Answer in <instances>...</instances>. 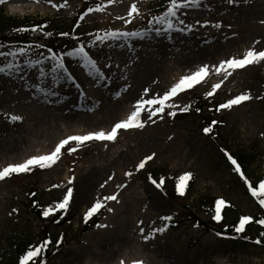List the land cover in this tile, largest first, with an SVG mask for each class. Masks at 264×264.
<instances>
[{"label":"rangeland","instance_id":"374dc122","mask_svg":"<svg viewBox=\"0 0 264 264\" xmlns=\"http://www.w3.org/2000/svg\"><path fill=\"white\" fill-rule=\"evenodd\" d=\"M82 1L68 0V6L59 12L44 0H6L0 8L10 17L58 18L59 23L69 24ZM132 3L137 4L142 17L125 27L116 17L126 16ZM164 3L165 0H118L102 13L89 14L82 27L93 34L114 29L140 30L155 15L153 11L159 14L163 10ZM196 20H207L209 24L204 28L197 25L188 34L150 33L142 40L108 42L92 49L99 53L101 64L111 57V71L107 73L110 79L100 84L92 83L93 78L77 66L75 59L68 58L70 70L86 93L84 100L69 82L61 81L55 86V97H45L33 94L32 88H21L22 81L0 74V168L38 155L30 153L42 148H47L46 152L39 155L46 154L68 135L109 130L115 122L127 118L145 88L150 90V96L162 95L182 75L202 64L238 58L249 47L264 48V0H237L233 5L226 0H203L201 7L187 10L186 23L194 24ZM215 23H220L221 28L211 26ZM221 78L210 75L206 82L174 100L191 107L194 99L205 98L204 93ZM243 92L253 99L220 111L223 122L216 141L209 140L192 119L178 118L181 113L177 112L175 117L154 118L156 122L146 123L143 129L120 130L113 142H87L71 155L64 150L51 168L0 182V264H10L15 258L10 239L16 232L33 237L45 225L50 227L52 241L61 235L64 241L61 253L50 264H121L124 259H133L131 264H264V247L241 241L223 242L207 229L194 227L193 217H189L194 213L202 223L207 222L211 218L208 210L214 209L218 198L228 202L222 210L227 221L257 215L256 204L246 186L237 182L238 175L227 167L221 149L253 159L246 171L253 185L264 179V62L236 70L214 97L223 103ZM12 114L22 116V121L9 123L7 117ZM152 154L154 158L135 171V165ZM128 171L133 173L131 177L124 176ZM185 172L193 174L189 181L193 185L191 197L170 201L169 194L176 193L177 178ZM69 176L74 177V194L81 182H90L81 200L72 201L68 213L57 216L58 223L52 221L53 217H43L46 222H40L29 212V204L25 206L28 191L37 192L42 211L62 198ZM109 176L113 179L101 188ZM153 180H163V184L157 188ZM53 184L62 187L52 188ZM118 184L125 187L118 188ZM113 193L119 194L120 203L107 202L88 222L98 218L107 227L81 235L86 208ZM107 207L114 211L108 212ZM13 208L17 211L13 212ZM169 215L173 217L170 223L160 219ZM165 223L169 227L164 233L155 234L147 242L143 240L139 228L148 233Z\"/></svg>","mask_w":264,"mask_h":264},{"label":"snow or ice","instance_id":"6c2138e0","mask_svg":"<svg viewBox=\"0 0 264 264\" xmlns=\"http://www.w3.org/2000/svg\"><path fill=\"white\" fill-rule=\"evenodd\" d=\"M6 0H0V4H4ZM35 3H39L40 0H33ZM53 10L59 12L68 6V0H63L62 3L54 2V0H44ZM118 0H102L101 3H97L94 7H88L81 12L78 19L75 21L74 28L71 32H60L61 37H69L76 41L70 50L55 52L51 47H47L42 43H28L24 45H8L7 47L0 44V74L9 80L22 81L21 88H32L34 93H41L45 97H55L57 95L56 85L61 81L69 82L77 89L78 96L81 100L86 99V93L83 91L80 83L77 82V78L70 70L69 64L71 61L68 58H74L78 67L88 76L93 78L92 83L100 84L110 79L107 75L111 71V64L109 60L111 57L105 59L104 63L99 62V53H94L92 49L101 45H106L108 42H119L136 39H144L150 33H154L156 36H160L165 33H180L188 34L192 33L195 27L198 25L200 28L208 26L209 21L205 20L201 22L196 20L194 24L186 23L187 10L197 9L201 7L203 0H165L163 10L159 14L151 15L146 21V25L140 30H105L103 34L100 31L89 33L90 39L87 42L80 41L79 37L73 33L80 27L82 21L91 13H102L108 6L117 3ZM237 0H226L228 5H233ZM247 2V0H245ZM137 17H142V14L137 7L136 3H132L128 8L125 15H118L117 20L122 21L126 27L132 24L133 20ZM264 24V20L261 21ZM212 27L221 28L220 23L211 25ZM46 25L41 24L32 28L20 27L14 29L16 33H28L37 32L46 29ZM46 36H51L52 33L45 31ZM259 43V42H257ZM42 49H45L41 51ZM264 62V48L257 49L255 47H249L242 56L231 57L219 61L218 64H202L196 70L191 71L188 74L182 75L177 82L172 84L170 88L163 92L162 95L150 96V90L145 88L144 95L138 98L135 104L132 106L133 110L127 116L126 119L115 122L110 130L91 131L85 135H68L63 139H60L55 144L54 149L50 152L42 155H33L25 159L20 163H9L7 166L0 168V182H4L7 179L12 178L14 175L29 173L34 169H48L57 163L61 159L64 150L69 155L78 152V150L87 142H113L117 139L120 130L128 131L133 129H143L146 123H155L154 118L163 119L164 116L175 117L177 112L187 113L190 110L189 104L180 105L174 100L179 94L184 93L187 90L193 89L194 86L199 85L201 82H206V77L215 74L218 77H222L217 83L211 85L209 91L204 93L205 99L213 97L221 85L236 71L244 69L247 66L260 64ZM34 79H33V75ZM32 80L31 83L29 81ZM106 86V85H105ZM253 97L248 92H243L232 98L227 99L225 102L216 106L215 111L231 110L234 106H239L243 102L252 100ZM260 99V97H256ZM91 110V109H89ZM199 111V109H196ZM23 117L20 115L12 114L7 117L9 123H16L22 121ZM212 125L221 123L219 121H212ZM204 134L212 132V126H207L202 129ZM224 152L225 157L231 165L232 171L238 175L239 179L246 186L247 194L258 205V207L264 210V179L258 181L256 185H253L246 175L243 173L241 166L238 164L227 151L221 149ZM155 154L145 156L135 165V171L139 172L143 169L148 161L154 158ZM133 173L131 171L125 172V177H131ZM193 178L191 172H185L177 178L176 193L179 196L185 195V190L189 185V181ZM113 177L109 176L108 179L101 184L103 188L108 181ZM74 177L69 176L66 185H64V191L62 192V198L47 207H44L41 211V215L44 218L63 216L70 210L71 203L74 196V188L72 187ZM157 188H160L163 184V180L159 183L152 181ZM62 187L59 184H53L52 188ZM118 188H124V184H118ZM35 196V193H32ZM118 193H113L104 196L102 199H96L83 213V222L87 224L94 216H96L101 209L106 207L107 202L120 203ZM228 206V202L223 198H218L214 202V215L212 220L219 222L222 220V210ZM108 212H113L112 207H107ZM13 212L17 209L13 208ZM162 221L171 222L172 216L160 217ZM59 222V221H55ZM142 223V222H140ZM169 223L163 224L161 227L151 229L150 232L145 233L144 228H139L140 234L144 241H149L154 238L157 233H164ZM255 223L261 229H264V217L254 218L250 215H242L238 223L234 225L233 231L239 235L244 233L246 226ZM98 229L106 228L107 225L99 223L95 225ZM196 227V225H194ZM217 236H221V233H216ZM259 236L264 238V231L259 232ZM63 236L55 242L56 245H60ZM248 239V237H244ZM52 243L51 240H43L36 246H29L28 249L19 256L18 264H45V260L42 253ZM256 245H261V239H255L253 241ZM123 264V261H121ZM133 264H142V261H134Z\"/></svg>","mask_w":264,"mask_h":264},{"label":"trees","instance_id":"16d2710c","mask_svg":"<svg viewBox=\"0 0 264 264\" xmlns=\"http://www.w3.org/2000/svg\"><path fill=\"white\" fill-rule=\"evenodd\" d=\"M41 24H44V25L47 24L48 25L47 26L48 27L47 32L53 31V33H52L53 35L57 34L58 31H63V29L59 28L57 26V23H55V22L52 23L50 21L47 22V21H43L41 19H33V18H29V17H23V18L8 17L5 14L4 10L0 9V44L5 45L6 47L8 45L28 44V43H30L29 37H30V34L32 32L16 33V32H14V29L20 28V27H26V28L30 29L33 26H38ZM49 41H51V44H53L56 40L50 39ZM73 42H74V40H72L71 38L68 41L66 39V41H63L59 47L62 49H63V47H64V49L71 48L73 45ZM216 106H217V101L213 100V102H212V98L206 99L204 101H202V100L197 101L191 109L192 114L190 116H188V118L192 119L202 129L204 127L211 125L212 126V132L209 133L208 136H209V138H211L213 140H216L218 137L217 134H218V130L220 128L221 123H217L215 125H212L211 122L214 120L219 121V122L222 121V119L218 117L217 112L215 111ZM197 108L199 109V111L196 110ZM180 118H187V117H186V115H181ZM237 160L242 167L243 173L246 174V170L248 169L249 165L252 163L253 159H251L249 157H245L244 155H239L237 157ZM192 188L193 187L187 188V191L185 193L186 194L185 198L188 199L189 196L191 197ZM170 197L172 198V200L176 198L174 196V194H171ZM258 209H259L258 215H256L254 218L264 217V210H262L260 208H258ZM31 210L33 211V213L35 215H37V217H39V211H38L36 206H32ZM210 214H211V212H210ZM193 219L199 223V219H197V217H193ZM236 220L227 221V222H225V224L223 223L220 225H212L211 223H207L204 226L211 228V230L215 234L218 232L221 233L222 235L220 237L225 238V239H229L231 241H236V240L242 239L245 243L253 244V241L255 239L259 238L262 240V244L259 246L264 247V238H261L259 236V232L264 231V229H261L255 223H252V225H250V226H248V228H246L244 233L237 235L233 231L234 225L237 223ZM210 226H212V227H210ZM245 236L248 237V239H244ZM43 237H44V239H47L48 236L46 234V231L43 233L42 238ZM13 246H14V249L16 250V253H17V257H16L15 261L13 262V264H18L19 256L22 255L26 251L28 246H30V242H26V241L21 240V239H16V240H14ZM44 257H45V255H44Z\"/></svg>","mask_w":264,"mask_h":264},{"label":"bare ground","instance_id":"6f19581e","mask_svg":"<svg viewBox=\"0 0 264 264\" xmlns=\"http://www.w3.org/2000/svg\"><path fill=\"white\" fill-rule=\"evenodd\" d=\"M46 149H47V148H42V149H40L39 151H37V152L34 151L33 153H30V154H36V153L40 154V153H42V152H46ZM84 182H85V181H84ZM88 183H90V182H86V183H84V184H83V182H81V183L79 184L78 188H77L76 191H75L73 202L75 201V202L77 203V202H79V201L81 200V198H82L84 192L86 191V189H87L88 186H89ZM130 260H133V259H128V260H127V259H124L123 263H126V262L128 261V262L131 264L132 261H130Z\"/></svg>","mask_w":264,"mask_h":264}]
</instances>
